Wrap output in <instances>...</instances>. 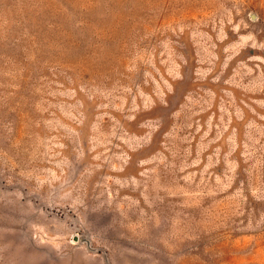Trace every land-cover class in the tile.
Returning a JSON list of instances; mask_svg holds the SVG:
<instances>
[{"label":"rangeland","instance_id":"374dc122","mask_svg":"<svg viewBox=\"0 0 264 264\" xmlns=\"http://www.w3.org/2000/svg\"><path fill=\"white\" fill-rule=\"evenodd\" d=\"M0 264H264V0H0Z\"/></svg>","mask_w":264,"mask_h":264}]
</instances>
